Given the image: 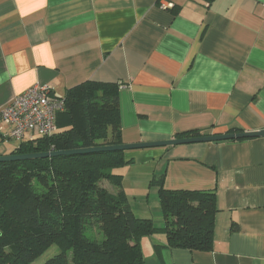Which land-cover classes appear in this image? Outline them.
Returning a JSON list of instances; mask_svg holds the SVG:
<instances>
[{
  "label": "crops",
  "instance_id": "1",
  "mask_svg": "<svg viewBox=\"0 0 264 264\" xmlns=\"http://www.w3.org/2000/svg\"><path fill=\"white\" fill-rule=\"evenodd\" d=\"M86 81L119 85L122 144L264 129V0H0V109L35 84L64 97ZM6 132L0 156L18 146ZM123 158L128 203L157 228L152 180L215 196L210 250L158 230L141 239L145 264H264V137Z\"/></svg>",
  "mask_w": 264,
  "mask_h": 264
},
{
  "label": "trees",
  "instance_id": "2",
  "mask_svg": "<svg viewBox=\"0 0 264 264\" xmlns=\"http://www.w3.org/2000/svg\"><path fill=\"white\" fill-rule=\"evenodd\" d=\"M118 88L86 81L67 90L57 132L20 141L11 154L122 144ZM126 163L123 151L0 162V264H31L52 246L58 251L43 264H145L141 239L158 230L170 248L210 250L214 192L152 180L163 216L157 228L128 203L117 172Z\"/></svg>",
  "mask_w": 264,
  "mask_h": 264
},
{
  "label": "built area",
  "instance_id": "3",
  "mask_svg": "<svg viewBox=\"0 0 264 264\" xmlns=\"http://www.w3.org/2000/svg\"><path fill=\"white\" fill-rule=\"evenodd\" d=\"M64 106V98L54 95L50 86L35 84L0 109V121L7 127L8 138L32 141L57 132L56 116Z\"/></svg>",
  "mask_w": 264,
  "mask_h": 264
},
{
  "label": "water",
  "instance_id": "4",
  "mask_svg": "<svg viewBox=\"0 0 264 264\" xmlns=\"http://www.w3.org/2000/svg\"><path fill=\"white\" fill-rule=\"evenodd\" d=\"M254 137H264V129L258 131H250V132H229V133H221V134H213V135L189 136V137L173 138L162 141L104 145L97 147L72 149V150H56V151L37 152V153H28V154H10L5 156H0V162L35 159V158H49V157L64 156V155H80V154L98 153V152L125 151V150L149 148V147H166V146L194 143V142L224 141V140L245 139V138H254Z\"/></svg>",
  "mask_w": 264,
  "mask_h": 264
},
{
  "label": "rangeland",
  "instance_id": "5",
  "mask_svg": "<svg viewBox=\"0 0 264 264\" xmlns=\"http://www.w3.org/2000/svg\"><path fill=\"white\" fill-rule=\"evenodd\" d=\"M13 140V139H12ZM18 144V141L14 140L13 141V145ZM102 186H104L108 191L112 190V185H110L109 182L107 181H103L102 182ZM58 251L57 247L52 246L50 247L43 255H41V257L37 258L35 261H33L31 264H43L44 261L52 256L53 254H55Z\"/></svg>",
  "mask_w": 264,
  "mask_h": 264
}]
</instances>
